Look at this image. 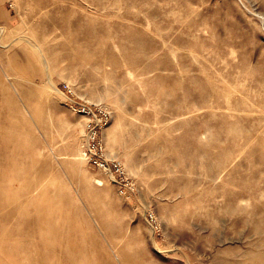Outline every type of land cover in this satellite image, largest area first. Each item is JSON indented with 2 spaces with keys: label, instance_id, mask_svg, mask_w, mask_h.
I'll list each match as a JSON object with an SVG mask.
<instances>
[{
  "label": "rangeland",
  "instance_id": "374dc122",
  "mask_svg": "<svg viewBox=\"0 0 264 264\" xmlns=\"http://www.w3.org/2000/svg\"><path fill=\"white\" fill-rule=\"evenodd\" d=\"M0 264H264V0H0Z\"/></svg>",
  "mask_w": 264,
  "mask_h": 264
},
{
  "label": "built area",
  "instance_id": "2783aa9c",
  "mask_svg": "<svg viewBox=\"0 0 264 264\" xmlns=\"http://www.w3.org/2000/svg\"><path fill=\"white\" fill-rule=\"evenodd\" d=\"M103 145L99 139L98 131H94L91 133L90 140H89V146L94 150L93 152V161L96 165L99 167L107 169V161H105V154H104V148Z\"/></svg>",
  "mask_w": 264,
  "mask_h": 264
}]
</instances>
